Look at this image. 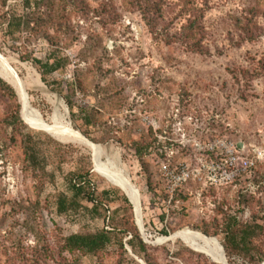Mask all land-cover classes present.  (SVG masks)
<instances>
[{
    "label": "rangeland",
    "instance_id": "obj_1",
    "mask_svg": "<svg viewBox=\"0 0 264 264\" xmlns=\"http://www.w3.org/2000/svg\"><path fill=\"white\" fill-rule=\"evenodd\" d=\"M12 17L23 20L9 32ZM54 57L65 65L43 81L33 60ZM0 58L45 124L1 76L15 97L0 89V264H147L121 253L129 234L115 232L97 253L64 245L72 233L136 220L154 264H221L177 235L189 230L220 250L227 232L245 230L250 249H223L228 264L264 256V0H0ZM74 79L84 89L71 116L63 94ZM17 108L23 125H9ZM182 170L176 183L171 174ZM85 172L98 213H60L68 178Z\"/></svg>",
    "mask_w": 264,
    "mask_h": 264
},
{
    "label": "trees",
    "instance_id": "obj_2",
    "mask_svg": "<svg viewBox=\"0 0 264 264\" xmlns=\"http://www.w3.org/2000/svg\"><path fill=\"white\" fill-rule=\"evenodd\" d=\"M23 19H18L12 17L10 21L8 22V31L12 32L15 29H18L22 25ZM195 21H189L188 27L189 29H194ZM187 40H190L191 38L186 37ZM34 63L38 66L39 72L42 75L43 81H45L44 77L50 73H53L62 67H64L65 63L64 60L61 58L54 57L52 62L49 61H41L38 59L33 60ZM0 89L3 91H6L9 96L15 97V90L11 85H9L2 77H0ZM67 93L63 94L64 99L66 101V104L69 108L71 116L74 115L73 110V102L72 97L74 96L76 90H82L84 87L82 86L79 79H74L70 84H68ZM57 92L62 94V89L57 88ZM22 113L24 116L27 114L25 112ZM14 123H20V125H23V121L21 120L19 116V109L17 108L14 115H12V118L9 122V125H13ZM23 145L25 147V153L27 154L30 161L34 162L37 160V145L35 141L32 139L31 136H26L22 140ZM135 151L137 155H141V148L142 146H134ZM35 163V162H34ZM38 165V164H37ZM68 183L70 185V188L72 189L73 193L71 196L66 195H60L59 199L57 201V207L58 211L60 213H67L68 211H90L92 213H98V208L102 206V203L98 200L97 194H96V187L95 185L90 182V179L87 177V172L83 174H76L73 173L71 177L68 178ZM107 191H102V195H106ZM127 202V199L124 198ZM80 200H85L87 202L91 203V208H87V206H84L83 203ZM229 230V228H228ZM117 232L120 237L123 235L129 234L130 237L125 241V244L129 247V250L124 247V243L122 238L118 240L119 247L121 248V253H127L131 251V255L137 258L143 259L147 264H154L153 262H150L148 259H145L146 255V243L143 241V239L140 236V231L138 227L135 226V224L130 223L129 228H120V227H114L113 229H107V228H101L97 229L91 232H76L68 235L65 238V247L69 251H79L84 254H91V253H97L101 251L103 248H105L107 245L111 244L113 241L114 234ZM164 234H168V232L164 231ZM204 234V233H203ZM205 235H209L207 232H205ZM238 235V236H236ZM233 234L232 232H227V236L224 239V242L222 243V247L226 253V255H236L238 257L245 256L250 247H249V241L247 239V233L245 230H242L240 234ZM262 261H264V256H259L257 258L253 257L251 260H249V264H259Z\"/></svg>",
    "mask_w": 264,
    "mask_h": 264
},
{
    "label": "bare ground",
    "instance_id": "obj_3",
    "mask_svg": "<svg viewBox=\"0 0 264 264\" xmlns=\"http://www.w3.org/2000/svg\"><path fill=\"white\" fill-rule=\"evenodd\" d=\"M14 72V71H13ZM0 75L7 80L12 86H14V89L16 90L17 94L19 95V98L21 100V103L23 104V106L25 107V109L30 113L31 117L38 123L43 124V122L40 119V116L38 114V112L32 108V106H30L22 97L19 88L17 86L16 80L14 75L6 68V66L4 65L3 61L0 58ZM48 124V123H47ZM38 125V124H37ZM49 127V126H48ZM50 130V128H49ZM51 131L57 135H59V133L57 131H55L54 129H51ZM66 138L71 139L72 140H79V141H83L82 139H78L76 137H71V136H67L65 135ZM84 139V138H83ZM80 143V142H79ZM87 144V143H86ZM91 144V143H90ZM95 147L98 149V151L100 152V147L98 145H95ZM102 165V164H101ZM101 170L103 175L113 184L118 185L120 187H122L128 194H135L134 190L124 181L119 180L116 177V174L104 167L101 166ZM136 205L138 206V204L136 203ZM190 231V230H189ZM180 232L177 235L186 239L187 241H189L191 243V245L193 247H197L196 244L194 243V241H203L205 244V251L207 254H209L212 258H214L215 260H217L218 262H220L221 264H228L225 260L224 257V253L222 250V247L220 246L221 250L218 247L217 241L214 238H205L203 236H201L200 234H195L192 232ZM204 248V247H203ZM197 249V248H196ZM202 250V249H201ZM222 251V252H221ZM264 264V263H263Z\"/></svg>",
    "mask_w": 264,
    "mask_h": 264
},
{
    "label": "built area",
    "instance_id": "obj_4",
    "mask_svg": "<svg viewBox=\"0 0 264 264\" xmlns=\"http://www.w3.org/2000/svg\"><path fill=\"white\" fill-rule=\"evenodd\" d=\"M208 146H211V144H208ZM226 146H233L232 144L230 145H226ZM232 153V152H231ZM222 159V157L220 158ZM232 159L235 160L236 157L232 155ZM188 175L187 171L186 170H182L180 172V174L176 175V174H171V177L173 178V180L176 182V183H180L182 179H184L186 176Z\"/></svg>",
    "mask_w": 264,
    "mask_h": 264
},
{
    "label": "water",
    "instance_id": "obj_5",
    "mask_svg": "<svg viewBox=\"0 0 264 264\" xmlns=\"http://www.w3.org/2000/svg\"><path fill=\"white\" fill-rule=\"evenodd\" d=\"M0 77H1V75H0ZM241 145L240 144H238V147H240ZM135 216H136V214H135ZM136 223H137V225H138V227H139V230H140V233H141V235H142V237L146 240V237H145V233H144V231H143V228H142V226H140L139 225V223L137 222V220H136ZM175 237H177L176 236V233H174L173 235H171L169 238H171V239H173V238H175ZM190 246V245H189ZM191 247V246H190ZM221 247H222V245H221ZM191 248H193V247H191ZM194 250H197V251H201V252H203V253H205V254H207L206 252H204V251H202V250H200V249H196V248H193ZM222 250H223V247H222ZM223 253H224V251H223ZM208 255V254H207ZM224 255H225V253H224ZM226 257V256H225ZM211 258V257H210ZM212 259V258H211ZM139 260V262H141L142 264H144L140 259H138ZM213 260V259H212Z\"/></svg>",
    "mask_w": 264,
    "mask_h": 264
}]
</instances>
